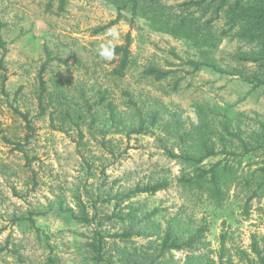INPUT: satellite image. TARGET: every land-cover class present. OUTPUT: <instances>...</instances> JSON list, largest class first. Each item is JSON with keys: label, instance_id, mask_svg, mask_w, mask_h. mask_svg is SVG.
Listing matches in <instances>:
<instances>
[{"label": "rangeland", "instance_id": "obj_1", "mask_svg": "<svg viewBox=\"0 0 264 264\" xmlns=\"http://www.w3.org/2000/svg\"><path fill=\"white\" fill-rule=\"evenodd\" d=\"M115 1L65 0L59 8L57 0H0V264H94L90 245L100 237L103 264H118L123 255L138 264H184L188 257L205 264V256L217 260L223 233L232 255L250 253L253 236L264 249V191L248 200L252 192L243 187L260 160L219 154L204 162L209 168L222 159L238 169L218 204L206 188L179 182L192 173L174 158L189 146L181 136L194 132L200 110L213 127L218 113L248 131L264 123L263 87L186 64L206 59L233 71L229 56L244 44L224 38L205 55V48L146 17L130 22L122 12L118 18ZM186 1L160 3L175 8ZM222 25L216 22L214 30ZM113 28L116 38L108 34ZM127 35L129 64L118 79V58H100L97 46L124 45ZM150 67L168 76L144 75ZM108 103L117 109L114 120ZM139 118L144 128L137 134ZM161 181L168 183L164 191L117 198ZM66 211L87 215L89 223L73 221ZM131 218L142 236L113 239ZM174 221L185 229L182 236L205 227L203 243L160 258L164 231L178 229Z\"/></svg>", "mask_w": 264, "mask_h": 264}, {"label": "trees", "instance_id": "obj_2", "mask_svg": "<svg viewBox=\"0 0 264 264\" xmlns=\"http://www.w3.org/2000/svg\"><path fill=\"white\" fill-rule=\"evenodd\" d=\"M57 1L59 2V8H62L65 0ZM113 4L116 5L118 18L122 16V12L130 16V22L146 17L155 27L171 36L189 40L196 47L205 48V55L208 49L215 48L224 38L236 39L242 42L244 44L243 49H238L229 56L237 68H234L233 71H223L212 61L206 59L205 63L191 60L187 61L186 64L190 65L195 72L203 67L210 68L229 76H238L244 83L251 85L254 89L264 88V0H188L175 8L161 4L160 0H128L127 3L123 0H117ZM149 6H152L154 14L148 11ZM197 12H200L198 18L195 17ZM160 19H163L164 23H161ZM220 20L223 21V29L214 30V25ZM1 28L2 24L0 23V30ZM104 29L105 27H101L96 29L95 32L99 33ZM1 47L2 43L0 41ZM111 47L114 49L112 58H118L119 60L118 65L113 69V75L118 79H122L125 76L130 59L129 35L126 36L124 45H112ZM250 67L252 70H249ZM144 75L160 81L168 76V72L150 67L145 69ZM100 101L103 102V97ZM106 108L110 118L116 119L118 115L116 107L108 103ZM216 116L220 119L216 118L215 121L214 117L217 127H213L212 120L205 115V110L198 111L197 127L194 132L191 134L185 133L181 136L182 140H186V137H188L190 144L181 151V155H174V158L183 160L187 164L186 166L190 168L192 175L181 177L179 182L184 186L200 190L206 188L210 198L218 204H222L227 196L228 184L234 180L238 169L222 159L209 168L204 167V162L219 154L225 155L224 158L230 155L236 156V154H239L238 156L242 159L256 158L257 162L260 160L257 167L249 171L250 179L243 183V187L252 192L248 198V200H251L258 196V192L264 191V123L258 122L253 129L248 131L241 128L239 122L234 121L225 113H218ZM143 125V121L139 118L137 130L134 132L137 134L143 132ZM167 188L168 183L161 181L144 187L136 186L134 189L118 195L117 198L129 200L136 195H153ZM66 212L69 213L68 217L73 221L89 223L87 215L80 217L74 215L71 211ZM113 218L111 215L105 220L112 221ZM28 220L31 219L28 218ZM127 220L131 223L130 227L120 234L113 235V239L125 242L132 236H142V230H133L135 226H138L133 224L134 218ZM174 222L178 229L175 231L172 225L164 231L163 242L159 249L160 258L170 251H193L199 244L203 243V234L206 232L205 227H199L189 235L182 236L181 232L185 229H181L179 221ZM226 244L227 234L223 233L220 235V249L217 260L205 256V264H264V249L255 236L252 237L250 253L240 250L232 255ZM102 245L101 237L97 242L90 245L94 264H103L104 262ZM197 258L188 257L184 264H198L199 260ZM118 264L138 263L137 261L129 262L123 255Z\"/></svg>", "mask_w": 264, "mask_h": 264}, {"label": "clouds", "instance_id": "obj_3", "mask_svg": "<svg viewBox=\"0 0 264 264\" xmlns=\"http://www.w3.org/2000/svg\"><path fill=\"white\" fill-rule=\"evenodd\" d=\"M108 34L113 38H116L118 36V33L116 32L115 28L109 29ZM97 54L102 59L105 60L111 59L114 55V49L111 47V41H109L108 44L98 45Z\"/></svg>", "mask_w": 264, "mask_h": 264}]
</instances>
